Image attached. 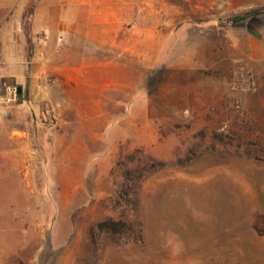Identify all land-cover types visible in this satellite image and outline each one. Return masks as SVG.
I'll use <instances>...</instances> for the list:
<instances>
[{"label": "rangeland", "instance_id": "obj_1", "mask_svg": "<svg viewBox=\"0 0 264 264\" xmlns=\"http://www.w3.org/2000/svg\"><path fill=\"white\" fill-rule=\"evenodd\" d=\"M135 1L147 7V60L66 61L53 46L38 64L61 104L29 125V147L52 168L66 160L67 197L59 174L45 167L27 185L4 158L0 264H264V61L245 38L264 0ZM76 66L80 87L58 72ZM131 154L134 166L161 163L139 189L141 242L116 194ZM109 217L129 223L120 241L97 227Z\"/></svg>", "mask_w": 264, "mask_h": 264}, {"label": "crops", "instance_id": "obj_2", "mask_svg": "<svg viewBox=\"0 0 264 264\" xmlns=\"http://www.w3.org/2000/svg\"><path fill=\"white\" fill-rule=\"evenodd\" d=\"M144 4L135 0H0V91L4 79H29L27 88H21L17 104L0 106V173L4 172L6 158L29 185L34 182V174L46 167L48 173L59 174L52 180L60 199L62 190L66 199V160L62 166L60 159L52 168L50 163L42 162L41 151L29 147L31 141L35 142L29 125L61 104L51 100L49 88L42 81L48 71L43 66L38 68V64L52 58L53 46L59 58L66 61L115 63L130 61L133 56L147 60V49L152 43L148 39ZM257 6L264 8L260 3ZM249 17L245 22L249 44L246 54L252 61L261 62L264 61V9H254ZM132 33L136 36L132 37ZM74 69L75 74L62 67L58 72L80 87L85 82L83 70L78 66ZM53 154L67 158L66 151L50 153Z\"/></svg>", "mask_w": 264, "mask_h": 264}, {"label": "trees", "instance_id": "obj_3", "mask_svg": "<svg viewBox=\"0 0 264 264\" xmlns=\"http://www.w3.org/2000/svg\"><path fill=\"white\" fill-rule=\"evenodd\" d=\"M137 153H139V151H137ZM134 162V154L126 155L123 159L119 161L118 167L119 171H121L122 181L116 186V194L118 204H124L133 210V225L138 228V238L141 242L142 223L137 217L139 208V189L142 181L146 177L160 169L161 163H158L152 158H147V160L144 162L145 167L139 164L137 166H134ZM148 165L152 167L150 171L148 170V168H150ZM97 227L100 231L105 232L115 241H120L121 235L125 234V231L130 229L129 223H127V221L123 219L116 220L112 217H109L105 221L98 223ZM123 239V242L125 243L135 242V240H132L129 237H124Z\"/></svg>", "mask_w": 264, "mask_h": 264}, {"label": "built area", "instance_id": "obj_4", "mask_svg": "<svg viewBox=\"0 0 264 264\" xmlns=\"http://www.w3.org/2000/svg\"><path fill=\"white\" fill-rule=\"evenodd\" d=\"M41 41H44V38ZM20 95L18 86L14 84L2 86V90L0 91V106L10 107L16 104L20 99Z\"/></svg>", "mask_w": 264, "mask_h": 264}, {"label": "water", "instance_id": "obj_5", "mask_svg": "<svg viewBox=\"0 0 264 264\" xmlns=\"http://www.w3.org/2000/svg\"><path fill=\"white\" fill-rule=\"evenodd\" d=\"M19 92L21 93V90L19 89Z\"/></svg>", "mask_w": 264, "mask_h": 264}]
</instances>
